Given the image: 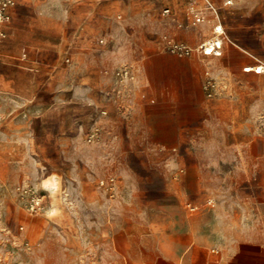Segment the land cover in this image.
<instances>
[{
  "label": "rangeland",
  "instance_id": "rangeland-1",
  "mask_svg": "<svg viewBox=\"0 0 264 264\" xmlns=\"http://www.w3.org/2000/svg\"><path fill=\"white\" fill-rule=\"evenodd\" d=\"M210 1L217 12L206 9L200 23L191 7L195 2L205 9L202 0L41 1L44 22L75 5L100 11V30L90 33L100 57L89 64L54 48L68 33L19 30L23 12L27 24L33 15L17 0L7 34L0 37V57L7 60L0 63L7 71L0 79V264H128V256L113 254L102 228L115 209L122 222H134L145 214L146 201L154 213V205L175 200V192L159 185H183L178 194L189 218L217 206L213 193L192 191L197 176L191 142L211 100L233 97L241 88L264 94V77L242 69L246 62L264 61V0ZM166 8L170 13H163ZM164 36L188 44L192 54L169 52ZM214 39L222 40V55L203 54L200 45ZM91 70L103 76V101L82 79ZM123 71L128 76L118 75ZM209 77L219 85L214 98L204 89ZM84 105L93 112L98 107L97 117L87 125L73 123L66 110ZM115 105L120 119L134 117V124L124 121L118 132L119 151L133 156L102 171L98 155ZM111 178L114 191L101 184ZM128 185L136 186L124 190ZM32 192L43 199L37 212L31 210ZM197 196L202 204L194 201Z\"/></svg>",
  "mask_w": 264,
  "mask_h": 264
},
{
  "label": "crops",
  "instance_id": "crops-1",
  "mask_svg": "<svg viewBox=\"0 0 264 264\" xmlns=\"http://www.w3.org/2000/svg\"><path fill=\"white\" fill-rule=\"evenodd\" d=\"M19 1L26 4L25 9L33 15L31 23L27 24L24 10L19 30L68 33L63 43L55 44L54 48L63 49L65 55L74 53L89 64L99 59L97 44L90 34L100 30L102 14L99 10L75 5L44 22L40 18L41 1L46 0ZM17 6L18 2L14 15ZM5 62L7 60L0 57V63ZM254 64L256 61L246 62L243 72L264 77V73L244 71V67ZM91 71L83 74L82 79L102 100L107 89L102 82L103 76ZM6 77L7 71L0 67V79ZM224 96L210 101L207 114L198 126V135L193 136L191 142L192 173L197 176L192 191L213 193L217 206L189 218L178 194L184 190L183 185H174L173 189L172 185L164 184L159 185L160 188L175 192V200L154 205V213L152 201H146L145 214L135 218L134 222L128 220L125 223L120 220L119 210L115 209L102 231L109 235L113 254L128 256V264H264V94H247L241 88L233 97ZM94 110L95 113L84 105L79 109H67L66 113L73 123L78 119L82 125H87L100 111L98 107ZM119 112L118 106H113L112 121L106 125L108 132L103 137L106 146L98 155L102 171H113L119 161L133 156L119 151L118 132L124 121L127 127L134 124V117L131 115L123 120ZM235 127H239L238 133L234 132ZM3 134L7 135L5 130ZM139 154L149 160L163 159L154 153ZM135 186L123 188L131 191ZM194 201L203 203L200 196Z\"/></svg>",
  "mask_w": 264,
  "mask_h": 264
},
{
  "label": "built area",
  "instance_id": "built-area-1",
  "mask_svg": "<svg viewBox=\"0 0 264 264\" xmlns=\"http://www.w3.org/2000/svg\"><path fill=\"white\" fill-rule=\"evenodd\" d=\"M196 1V0H194ZM205 5V9L199 8L195 2L193 3L191 7V13L194 16L195 22H204L206 17V9H208L210 12L216 13V9L211 3L210 0H202ZM17 5L16 0H0V37H5L7 34L6 25L13 19L14 15V9ZM164 14L170 13V9L166 8L163 10ZM215 30L218 34H223L224 31L220 25H217L215 27ZM163 46L165 49H167L169 52L176 54L180 57L189 56L192 54L193 49L188 44L175 40L172 37L164 36L162 40ZM222 40L214 39L210 40L208 42L203 43L200 45V50L205 55H215L220 56L222 55ZM68 62H71V59H67ZM244 71H254L258 74L264 73V61H257L254 65H249L244 67ZM126 75L128 76V71L119 72L118 75ZM204 89L207 92V95L209 98H214L218 96L219 94V85L217 81L214 78H208L204 82ZM102 114H107V111L103 110L101 111ZM97 131H93L89 134V141H92L96 138ZM102 186H104L107 190L114 191L115 190V184H114V178H111L110 181H101ZM31 210L37 212L43 207V199L42 197L38 196L36 193H31Z\"/></svg>",
  "mask_w": 264,
  "mask_h": 264
}]
</instances>
